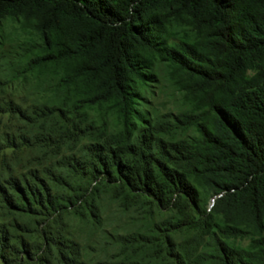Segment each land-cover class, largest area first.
Segmentation results:
<instances>
[{
    "label": "trees",
    "instance_id": "1",
    "mask_svg": "<svg viewBox=\"0 0 264 264\" xmlns=\"http://www.w3.org/2000/svg\"><path fill=\"white\" fill-rule=\"evenodd\" d=\"M5 90L56 159L6 181L42 241L0 223L3 264H264V0H0Z\"/></svg>",
    "mask_w": 264,
    "mask_h": 264
},
{
    "label": "rangeland",
    "instance_id": "2",
    "mask_svg": "<svg viewBox=\"0 0 264 264\" xmlns=\"http://www.w3.org/2000/svg\"><path fill=\"white\" fill-rule=\"evenodd\" d=\"M157 94L150 98L151 105L156 108L159 112H167L171 110L170 100L166 91L156 92ZM8 96V92L0 91V110H5L3 105V98ZM14 97L19 99L17 103L22 105L23 108L27 109L28 106L33 104L34 96L27 90H19L14 93ZM39 127L35 124L22 121L16 117L11 118H0V198L4 193H10L11 190L7 187L6 181L14 177L16 179H29V175L33 172L41 176L46 180L51 171H54L52 165L55 163V156L53 155L52 149L41 144V141L33 139L37 136ZM29 143V146H22V143ZM14 146V148H10ZM7 147H9L7 149ZM49 171V173H48ZM0 200V223L7 226L9 229V235H12L11 231H14L15 236L21 237L29 243V245H41V239L37 238L36 232L34 233L35 225L38 223V229L40 228L41 220H24V226L21 224L22 221L19 218H15L9 214L5 209L4 205L1 204ZM19 224L21 228L13 226ZM65 227L63 232L65 238L76 241L83 249L86 248L87 252H91L88 258L85 260L100 259L103 256L97 251L100 249L101 238L100 235L95 233L90 234L86 227L74 225L69 220H64ZM14 228H13V227ZM25 228V231L24 229ZM50 230L56 233L59 227L51 226ZM8 231V230H7ZM26 231H30L26 234ZM85 254V253H84ZM11 258H15L11 256ZM14 261V260H13ZM0 264L2 260L0 258ZM57 264V262H53Z\"/></svg>",
    "mask_w": 264,
    "mask_h": 264
}]
</instances>
